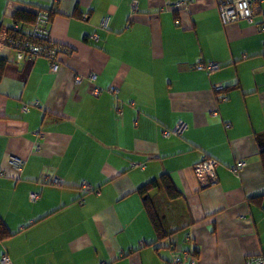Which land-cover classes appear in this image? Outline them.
<instances>
[{
  "label": "crops",
  "instance_id": "obj_1",
  "mask_svg": "<svg viewBox=\"0 0 264 264\" xmlns=\"http://www.w3.org/2000/svg\"><path fill=\"white\" fill-rule=\"evenodd\" d=\"M9 4L0 0V22ZM15 5L54 8L51 39L71 52L56 69L44 56L4 53L0 217L12 235L0 240V260L4 253L12 264L264 257V0L255 1L251 21L226 25L218 0ZM200 63L219 66L208 72ZM180 122L181 134L165 135ZM207 155L218 160L217 181L203 186L194 167ZM12 156L23 160L20 169ZM239 159L246 164L235 173ZM163 173L185 198L153 191L173 230L156 242L137 189Z\"/></svg>",
  "mask_w": 264,
  "mask_h": 264
},
{
  "label": "built area",
  "instance_id": "obj_2",
  "mask_svg": "<svg viewBox=\"0 0 264 264\" xmlns=\"http://www.w3.org/2000/svg\"><path fill=\"white\" fill-rule=\"evenodd\" d=\"M9 8L7 9L3 20L0 22V57L4 56V53H11L18 59L24 57H35V56H46L51 60L52 69H56L58 66L57 60V46H48L42 43L35 42L36 39L44 38L48 39L51 37L50 29V15L48 11L39 10L36 14L34 22L27 28L29 35L26 34L18 38L15 36L19 33V23H14L12 12L15 6V0H9ZM253 0H218V8L222 22L226 25L239 19L252 20L253 18ZM109 17L103 19L102 25L107 26ZM216 63H200L198 68H205L208 72L218 68ZM80 81V77L76 78ZM114 89V88H113ZM95 89L93 93H98ZM186 125L180 122L173 130L165 131L166 135L171 133H180L185 129ZM12 163L18 169L21 168L23 160L12 156ZM246 164L245 160L239 159L236 164L232 167L235 173L243 168ZM217 161L213 158H207L195 166L196 174L203 185L213 184L217 181L216 173ZM36 194L33 193L32 197L36 198ZM179 257H175L172 261L173 264H179ZM1 264H12L11 257L4 253L2 255ZM195 263V260H192ZM246 264H264L263 256H251L247 259Z\"/></svg>",
  "mask_w": 264,
  "mask_h": 264
},
{
  "label": "trees",
  "instance_id": "obj_3",
  "mask_svg": "<svg viewBox=\"0 0 264 264\" xmlns=\"http://www.w3.org/2000/svg\"><path fill=\"white\" fill-rule=\"evenodd\" d=\"M255 1L256 0L252 1L253 17H254V13H255ZM39 10L48 11V13L50 15V19H51V22H50V29H51L52 19H53V16L55 14L54 8L44 9V8H33V7H28V6L18 7L15 5L14 10L12 12L13 20H14V23L20 24L19 33H16L15 36L20 38L22 36L26 37V34L29 35L27 28L31 25L32 22H34V20L36 18V14ZM262 27H264V14H263ZM35 42L42 43V44L48 45V46H57L58 47L57 60L61 59L60 57L62 55L69 54L71 52V49L64 47L61 44L55 43L51 39V37H49L48 39L39 38V39H36ZM27 57L28 56L24 57L23 59H25ZM35 57H37V56H35ZM35 57H29V58L33 59ZM44 57H46V56H44ZM15 59L22 60V59H18L16 56H15ZM6 62H8V58H6L4 56L0 57V76L3 73V69H4ZM226 91H227V89H224L223 87L217 89L218 93H221L224 95L226 94ZM224 95L222 97H224ZM173 129L166 130V131H171ZM183 131H181L180 133H176V134H181ZM171 134H175V133H171ZM167 136H169V135H167ZM261 155H262V161H263V166H264V146H262V148H261ZM207 158L215 159L217 161V165H218V160L215 157L208 156V155L205 156L198 163L202 162L203 160H205ZM198 163H196V165ZM233 166H231V170H232ZM194 169H195V167H194ZM195 173H196V171H195ZM216 173H217V166H216ZM208 185H210V184H208ZM203 186H206V185H203ZM137 190L141 194V196L143 197L144 206L147 210V213L149 215V218L151 220L153 228L157 234V241L156 242L167 238V236H169L173 230H171V231L167 230L166 224H165L164 220L162 219V217L160 216V213L158 211V206L154 201L152 193H153V191H156V193H162L170 201H176V200L184 199L185 198L184 193L177 187L175 181L173 180L171 175L168 173H163L159 178H155V179L148 181L147 183L141 185ZM257 197L259 198L260 196L251 197V200L258 199ZM10 235H12L11 230L7 227L5 222L0 217V240H3L4 238H6ZM151 244H153V243H151ZM193 260H195V259H193Z\"/></svg>",
  "mask_w": 264,
  "mask_h": 264
},
{
  "label": "bare ground",
  "instance_id": "obj_4",
  "mask_svg": "<svg viewBox=\"0 0 264 264\" xmlns=\"http://www.w3.org/2000/svg\"><path fill=\"white\" fill-rule=\"evenodd\" d=\"M235 22V21H234ZM232 23V22H231Z\"/></svg>",
  "mask_w": 264,
  "mask_h": 264
}]
</instances>
